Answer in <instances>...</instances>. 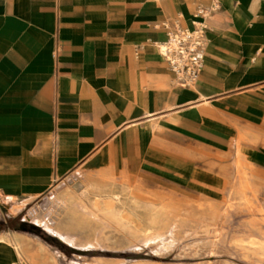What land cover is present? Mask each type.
<instances>
[{
    "label": "crops",
    "instance_id": "obj_1",
    "mask_svg": "<svg viewBox=\"0 0 264 264\" xmlns=\"http://www.w3.org/2000/svg\"><path fill=\"white\" fill-rule=\"evenodd\" d=\"M210 2L0 0V264L57 262L46 241L95 199L210 196L264 167V0H219L192 86L157 47Z\"/></svg>",
    "mask_w": 264,
    "mask_h": 264
},
{
    "label": "rangeland",
    "instance_id": "obj_2",
    "mask_svg": "<svg viewBox=\"0 0 264 264\" xmlns=\"http://www.w3.org/2000/svg\"><path fill=\"white\" fill-rule=\"evenodd\" d=\"M119 193L95 199L99 219L67 215L71 229L56 230L67 241H46L60 252L53 264H264V167L210 196Z\"/></svg>",
    "mask_w": 264,
    "mask_h": 264
},
{
    "label": "built area",
    "instance_id": "obj_3",
    "mask_svg": "<svg viewBox=\"0 0 264 264\" xmlns=\"http://www.w3.org/2000/svg\"><path fill=\"white\" fill-rule=\"evenodd\" d=\"M219 9V0L197 6L191 27L184 26L179 17L163 22L166 38L157 47L179 86L188 87L197 82L205 58L207 20Z\"/></svg>",
    "mask_w": 264,
    "mask_h": 264
},
{
    "label": "bare ground",
    "instance_id": "obj_4",
    "mask_svg": "<svg viewBox=\"0 0 264 264\" xmlns=\"http://www.w3.org/2000/svg\"><path fill=\"white\" fill-rule=\"evenodd\" d=\"M113 216V215H112ZM114 218V217H113ZM118 221V220H117ZM250 242V241H249Z\"/></svg>",
    "mask_w": 264,
    "mask_h": 264
}]
</instances>
